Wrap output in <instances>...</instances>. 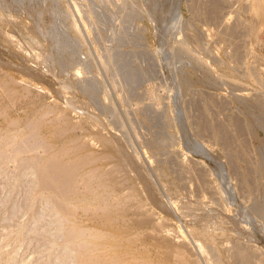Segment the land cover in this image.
Instances as JSON below:
<instances>
[{
  "label": "rangeland",
  "instance_id": "obj_1",
  "mask_svg": "<svg viewBox=\"0 0 264 264\" xmlns=\"http://www.w3.org/2000/svg\"><path fill=\"white\" fill-rule=\"evenodd\" d=\"M249 2L0 0V264H264Z\"/></svg>",
  "mask_w": 264,
  "mask_h": 264
},
{
  "label": "bare ground",
  "instance_id": "obj_2",
  "mask_svg": "<svg viewBox=\"0 0 264 264\" xmlns=\"http://www.w3.org/2000/svg\"><path fill=\"white\" fill-rule=\"evenodd\" d=\"M250 5H249V11H250V13L251 14H249V12H248V14H249V16H253V19L254 20H256V19H258V20H264V0H250ZM36 5V4H35ZM52 6V5H51ZM33 7V6H32ZM33 10V9H32ZM245 11V10H244ZM247 14V13H246ZM248 14H247V18H248ZM250 19V18H249ZM251 20V19H250ZM260 22V21H259ZM73 23V22H72ZM75 23V22H74ZM256 24H257V22H255ZM262 23V22H261ZM248 24V23H247ZM253 24H254V21H253ZM255 25V24H254ZM257 26V25H256ZM261 26H262V24H261ZM253 28V27H252ZM56 44V43H55ZM61 45V44H60ZM53 47V46H52ZM239 48V47H238ZM262 67V66H261ZM246 68V67H245ZM248 69V68H247ZM254 71V70H253ZM249 72H250V70H249ZM260 73H262V72H260ZM247 74V73H246ZM256 74V73H255ZM261 75V74H260ZM249 76V75H248ZM251 76V75H250ZM249 76V77H250ZM259 77V76H258ZM257 77V78H258ZM247 78V77H246ZM262 86V85H261ZM253 93V92H252ZM258 93V92H257ZM262 94H264V93H262ZM261 94V98L259 97V99H261L260 101H262V100H264V95H262ZM247 95V94H246ZM245 95V96H246ZM258 95V94H257ZM258 96H260V93H259V95ZM249 97V96H248ZM258 99V98H257ZM253 101H255V100H253ZM257 101V100H256ZM147 102V101H146ZM149 102V101H148ZM243 102V101H242ZM150 103V102H149ZM254 104H258V103H256V102H253ZM252 103V104H253ZM261 103H264V101H262ZM151 104V103H150ZM251 104V103H250ZM251 104V105H252ZM249 106V105H248ZM145 108V107H144ZM143 109V108H142ZM262 109V108H261ZM140 110V109H139ZM144 110V109H143ZM253 110V109H252ZM255 112V111H254ZM256 113V112H255ZM262 114V113H261ZM250 115H251V113H250ZM254 115V114H253ZM256 116V115H255ZM261 116V115H260ZM251 117V116H250ZM251 119V118H250ZM257 124V123H256ZM251 125V124H250ZM249 126V125H248ZM249 128V127H248ZM262 130H264V129H262ZM250 132V131H249ZM254 135V134H253ZM261 145H262V143H261ZM262 149V148H261ZM260 156H261V154H260ZM261 160H262V158H261ZM260 162V161H259ZM259 166V165H258ZM261 168H262V171H264V163H262L261 165ZM51 168V167H50ZM55 168V167H54ZM260 168V169H261ZM46 169H47V167H46ZM59 169V168H58ZM51 170V169H50ZM49 170V171H50ZM57 170V169H56ZM60 171V170H59ZM58 171V172H59ZM62 171H60L59 173H61ZM64 172V171H63ZM258 172V171H257ZM54 173H55V171H54ZM57 173V172H56ZM262 173V172H261ZM63 174V173H62ZM52 175V174H51ZM54 175H56V174H54ZM64 175H65V173H64ZM79 175H80V173H79ZM50 176V175H49ZM58 176V175H57ZM59 176L61 177V174H59ZM55 178H57L56 176H54ZM70 232V231H69ZM65 234H68V233H65ZM70 236H68L67 238H69V237H71V232H70V234H69ZM77 234L75 233V236H76ZM75 236H73L72 235V238L74 237V239H75ZM82 236H83V234H82ZM78 238H80L79 236H77ZM66 238V239H67ZM73 239V240H74ZM82 239V238H81ZM83 240V239H82ZM72 241V240H71ZM84 241V240H83ZM82 241V242H83ZM69 242V241H68ZM75 242V241H74ZM72 243V242H71ZM69 244V243H68ZM81 244V243H80ZM72 245H74V243L72 244ZM83 245V244H82ZM74 247V246H73ZM77 247H79V246H77ZM81 247V246H80ZM86 247H87V245H86ZM76 248V247H75ZM74 249V248H73ZM80 249V248H79ZM77 250V249H76ZM81 250V249H80ZM68 251H69V249H68ZM73 251H75V250H73ZM78 251V250H77ZM70 252V251H69ZM79 252V251H78ZM78 252H76V253H78ZM80 252H82V251H80ZM84 252H86V251H84ZM85 254V253H84ZM84 254H82V255H84ZM248 256V255H247ZM246 257V256H245ZM79 258V257H78ZM77 258V259H78ZM85 258H86V256H85ZM85 258H82V260L81 259H78V262L79 261H81L80 263H82V264H87V262L84 260ZM240 258V257H239ZM244 259V258H243ZM241 260H242V258H241Z\"/></svg>",
  "mask_w": 264,
  "mask_h": 264
}]
</instances>
